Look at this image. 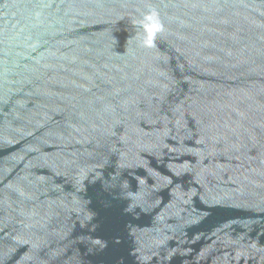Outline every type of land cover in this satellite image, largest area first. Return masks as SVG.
Here are the masks:
<instances>
[{"label":"water","instance_id":"95a60500","mask_svg":"<svg viewBox=\"0 0 264 264\" xmlns=\"http://www.w3.org/2000/svg\"><path fill=\"white\" fill-rule=\"evenodd\" d=\"M0 264H264V0H0Z\"/></svg>","mask_w":264,"mask_h":264},{"label":"clouds","instance_id":"9594fccd","mask_svg":"<svg viewBox=\"0 0 264 264\" xmlns=\"http://www.w3.org/2000/svg\"><path fill=\"white\" fill-rule=\"evenodd\" d=\"M148 21H150V26L148 27V33H149V38L147 43L150 45L153 42V37L154 35L159 32L162 31L163 26L162 24L159 22L157 16L155 13L151 14L150 16L147 17Z\"/></svg>","mask_w":264,"mask_h":264}]
</instances>
